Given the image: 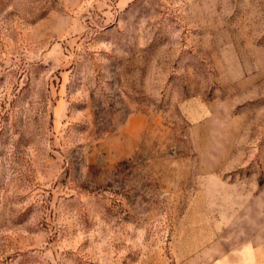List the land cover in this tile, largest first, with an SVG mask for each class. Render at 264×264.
Segmentation results:
<instances>
[{
	"label": "rangeland",
	"instance_id": "374dc122",
	"mask_svg": "<svg viewBox=\"0 0 264 264\" xmlns=\"http://www.w3.org/2000/svg\"><path fill=\"white\" fill-rule=\"evenodd\" d=\"M0 264H264V0H0Z\"/></svg>",
	"mask_w": 264,
	"mask_h": 264
}]
</instances>
